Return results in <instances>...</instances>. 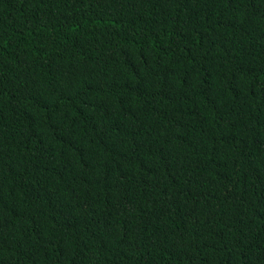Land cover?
Instances as JSON below:
<instances>
[{
	"label": "trees",
	"instance_id": "1",
	"mask_svg": "<svg viewBox=\"0 0 264 264\" xmlns=\"http://www.w3.org/2000/svg\"><path fill=\"white\" fill-rule=\"evenodd\" d=\"M0 264H264V0H0Z\"/></svg>",
	"mask_w": 264,
	"mask_h": 264
}]
</instances>
